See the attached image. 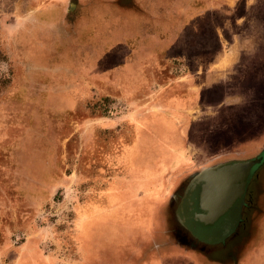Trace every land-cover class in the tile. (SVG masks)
<instances>
[{
	"label": "rangeland",
	"instance_id": "obj_1",
	"mask_svg": "<svg viewBox=\"0 0 264 264\" xmlns=\"http://www.w3.org/2000/svg\"><path fill=\"white\" fill-rule=\"evenodd\" d=\"M237 41L264 43V0H0V264H239L264 162L223 243L175 216L196 173L264 150Z\"/></svg>",
	"mask_w": 264,
	"mask_h": 264
},
{
	"label": "water",
	"instance_id": "obj_2",
	"mask_svg": "<svg viewBox=\"0 0 264 264\" xmlns=\"http://www.w3.org/2000/svg\"><path fill=\"white\" fill-rule=\"evenodd\" d=\"M263 162L264 151L252 159L222 162L196 173L176 208L178 223L204 245L223 243L241 221L248 185Z\"/></svg>",
	"mask_w": 264,
	"mask_h": 264
},
{
	"label": "crops",
	"instance_id": "obj_3",
	"mask_svg": "<svg viewBox=\"0 0 264 264\" xmlns=\"http://www.w3.org/2000/svg\"><path fill=\"white\" fill-rule=\"evenodd\" d=\"M261 44V45H260ZM230 52L227 53L225 52L223 55H221L219 57L220 62L222 60L227 61L228 63H232L233 65V69L230 71L232 73H242L247 75L249 73V71H251L250 69V65L253 64H264V43H256V42H233L230 44ZM226 51V49L224 50ZM218 59V60H219ZM220 66L222 65L219 64ZM226 67H228V70L231 69V65H227ZM227 69L226 72L227 73ZM222 77L219 78L218 80V84H217V91L215 93H217V96L220 100H222L221 102H219L217 105L214 106V108H219L218 109V115L220 114V120L217 122V124H222L223 122H221V118L222 115H224L226 112L225 107H222V105L227 102V100L229 101V98L232 99L226 92V82H222L221 80ZM244 79H248V78H244ZM262 83H264V81H262ZM216 89H214L211 92H214ZM203 92L202 95L206 96L204 93L205 90H202ZM209 93H207V97L210 96V91H208ZM253 90L251 88V92L248 93L250 95H253ZM247 93V91L245 92ZM194 96V93H193ZM199 96V95H196ZM255 97H257V95L255 94ZM230 104V103H229ZM226 104V105H229ZM230 112V111H229ZM225 118V117H224ZM224 121V120H222ZM206 124L203 123V127H205ZM264 151V150H263ZM262 151V152H263ZM262 152H260L259 154H261ZM227 162V161H226ZM259 169V168H258ZM257 169V170H258ZM256 170V172H257ZM255 172V173H256ZM254 173V175H255ZM253 175V177H254ZM253 177L251 178V181L253 179ZM250 181V183H251ZM261 186H260V194L257 197L256 201H255V205H254V210L251 211L250 213V223L251 226L247 229L246 234L243 235V237L241 236L240 242H242V244L245 243H250L249 248H247V250L245 251V253L243 255H239V264L245 259V256L249 257V259L252 258V256L255 258L257 257L258 260H262L263 259V255H264V249H262L261 247H264V239H262V234L264 235V178L261 181ZM249 183V185H250ZM248 185V187H249ZM148 213H150V207L147 205H143V209H142V216H148ZM249 235V237H248ZM260 241H263L260 245ZM156 254V252L154 253ZM244 257V258H243ZM243 258V259H242ZM242 259V260H241ZM90 260L94 261L93 257L90 256ZM153 262L152 264H161V259H157V256L154 255V259H151ZM163 264V263H162ZM249 264V263H248ZM253 264V263H251Z\"/></svg>",
	"mask_w": 264,
	"mask_h": 264
},
{
	"label": "flooded vegetation",
	"instance_id": "obj_4",
	"mask_svg": "<svg viewBox=\"0 0 264 264\" xmlns=\"http://www.w3.org/2000/svg\"><path fill=\"white\" fill-rule=\"evenodd\" d=\"M181 227H182V226H181ZM182 228L185 230V231H184L185 234L187 233L186 235H188V236H190L192 239H194L184 227H182ZM194 240H195V239H194ZM195 241H196V240H195ZM197 242H198V241H197ZM198 243H199V244H202V243H200V242H198ZM203 245H204V244H203ZM205 246H209V245H205Z\"/></svg>",
	"mask_w": 264,
	"mask_h": 264
},
{
	"label": "trees",
	"instance_id": "obj_5",
	"mask_svg": "<svg viewBox=\"0 0 264 264\" xmlns=\"http://www.w3.org/2000/svg\"><path fill=\"white\" fill-rule=\"evenodd\" d=\"M3 82H5V81H3Z\"/></svg>",
	"mask_w": 264,
	"mask_h": 264
}]
</instances>
